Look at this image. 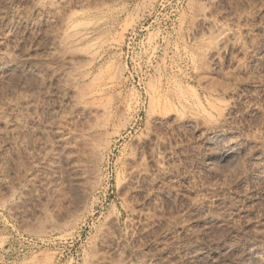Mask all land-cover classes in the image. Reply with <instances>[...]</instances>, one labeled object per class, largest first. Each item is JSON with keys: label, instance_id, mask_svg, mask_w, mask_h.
Returning a JSON list of instances; mask_svg holds the SVG:
<instances>
[{"label": "rangeland", "instance_id": "rangeland-1", "mask_svg": "<svg viewBox=\"0 0 264 264\" xmlns=\"http://www.w3.org/2000/svg\"><path fill=\"white\" fill-rule=\"evenodd\" d=\"M264 0H0V264H264Z\"/></svg>", "mask_w": 264, "mask_h": 264}, {"label": "bare ground", "instance_id": "bare-ground-1", "mask_svg": "<svg viewBox=\"0 0 264 264\" xmlns=\"http://www.w3.org/2000/svg\"><path fill=\"white\" fill-rule=\"evenodd\" d=\"M264 178V177H263Z\"/></svg>", "mask_w": 264, "mask_h": 264}]
</instances>
